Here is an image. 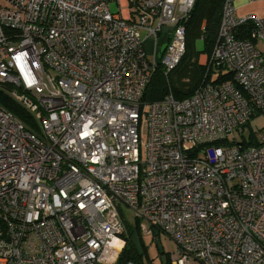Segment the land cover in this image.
<instances>
[{
  "label": "built area",
  "instance_id": "built-area-1",
  "mask_svg": "<svg viewBox=\"0 0 264 264\" xmlns=\"http://www.w3.org/2000/svg\"><path fill=\"white\" fill-rule=\"evenodd\" d=\"M195 1L0 0V94L34 124L0 104V264H115L125 209L174 242L170 264H264V128L242 143L264 116V17L226 0L209 64L232 81L141 102Z\"/></svg>",
  "mask_w": 264,
  "mask_h": 264
},
{
  "label": "trees",
  "instance_id": "trees-1",
  "mask_svg": "<svg viewBox=\"0 0 264 264\" xmlns=\"http://www.w3.org/2000/svg\"><path fill=\"white\" fill-rule=\"evenodd\" d=\"M225 1H195L191 12L183 22L185 28V52L183 56L179 63L169 71L167 76L163 74L162 67L158 63L157 69L154 71L143 91L141 97L142 103L162 100L168 94H171L176 100H182L190 96L202 82L219 83L232 81L230 72L217 68L211 63L209 64V61L205 66L201 65L198 61L201 54H206L208 58L211 56ZM252 28V23L239 26L236 30L237 37H250ZM199 39H203V48L201 50L196 49L195 46L196 41ZM0 104L7 110L12 111L27 125H34L25 110L9 97L0 94ZM249 124L250 121L247 123V126ZM222 143L223 141H217L214 144L220 145ZM242 143L244 146L257 144L254 130H249L248 138H244ZM124 226L126 231L123 235L125 243L115 264H126L128 261L145 264L143 261L144 250L140 245L138 232L129 227L126 222ZM162 252L163 249L160 250V253ZM166 264H170L169 256Z\"/></svg>",
  "mask_w": 264,
  "mask_h": 264
},
{
  "label": "rangeland",
  "instance_id": "rangeland-1",
  "mask_svg": "<svg viewBox=\"0 0 264 264\" xmlns=\"http://www.w3.org/2000/svg\"><path fill=\"white\" fill-rule=\"evenodd\" d=\"M112 11H114V4L111 5ZM257 47L264 51V41L257 40ZM196 49L201 50L203 48V39L196 41ZM147 46V50H149ZM206 55V54H205ZM199 56V63L201 65H207L209 58L206 55ZM205 57V58H204ZM248 130H254L255 134H259V131L264 128V116L255 115L250 120L248 125ZM140 139L142 144H145L147 141V129L144 123L141 126L140 130ZM125 222L127 225L138 232V237L140 236V245L144 250L143 261L145 264H166L169 259L171 260V251L175 249V244L164 234H160L159 238L154 239L149 223L144 219H137L133 212L125 209ZM126 233V231H125ZM160 248V249H159ZM163 249V252L160 253V250Z\"/></svg>",
  "mask_w": 264,
  "mask_h": 264
},
{
  "label": "crops",
  "instance_id": "crops-1",
  "mask_svg": "<svg viewBox=\"0 0 264 264\" xmlns=\"http://www.w3.org/2000/svg\"><path fill=\"white\" fill-rule=\"evenodd\" d=\"M232 5L234 6L237 15L255 14L259 17H264V0H232ZM256 41L257 40L254 41L255 45L258 43ZM202 55L205 54H201L200 58ZM194 264L203 263L197 262Z\"/></svg>",
  "mask_w": 264,
  "mask_h": 264
}]
</instances>
